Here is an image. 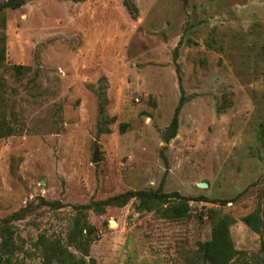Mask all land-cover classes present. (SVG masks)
Returning <instances> with one entry per match:
<instances>
[{"label":"rangeland","instance_id":"rangeland-1","mask_svg":"<svg viewBox=\"0 0 264 264\" xmlns=\"http://www.w3.org/2000/svg\"><path fill=\"white\" fill-rule=\"evenodd\" d=\"M2 46L3 264H194L224 215L264 264V0H29Z\"/></svg>","mask_w":264,"mask_h":264},{"label":"trees","instance_id":"trees-1","mask_svg":"<svg viewBox=\"0 0 264 264\" xmlns=\"http://www.w3.org/2000/svg\"><path fill=\"white\" fill-rule=\"evenodd\" d=\"M29 0H5L0 3V12L6 8L15 9L24 5ZM4 47L0 48V60L4 59ZM23 65H16L15 69L18 73L24 71ZM179 70V68H178ZM184 105V97L180 98V101L176 107L172 122L169 126L170 135L168 138L174 137L177 134L179 127V114ZM10 131L3 132L0 136L9 135ZM134 195L140 196V203L138 208L151 209L154 206H159L160 203L164 202L166 199L171 198L177 200L176 204H170L161 210V213L165 217H182L188 214L189 205L187 203V198L184 196H179L175 199L172 194L165 193H153L147 191H136ZM262 199L264 205V188L262 190ZM51 204H54L51 202ZM161 207H158V209ZM21 212V211H20ZM16 212L14 215L20 214ZM248 226L253 230L262 233V250L264 251V209L262 212L256 210L242 217ZM234 222V218L228 215L220 216L213 222L211 238L203 242H199L197 249L196 262L194 264H248L245 259L240 257L241 251L235 248L233 243L230 225ZM8 255V253L6 252ZM8 256L4 257L0 253V264L8 262Z\"/></svg>","mask_w":264,"mask_h":264},{"label":"water","instance_id":"water-1","mask_svg":"<svg viewBox=\"0 0 264 264\" xmlns=\"http://www.w3.org/2000/svg\"><path fill=\"white\" fill-rule=\"evenodd\" d=\"M98 160H99L98 157L95 156L93 161L97 162ZM199 185L202 186V187H205V186H207V183H199Z\"/></svg>","mask_w":264,"mask_h":264}]
</instances>
